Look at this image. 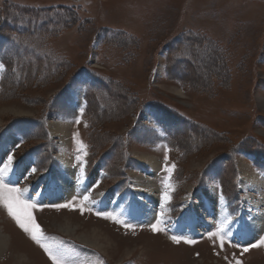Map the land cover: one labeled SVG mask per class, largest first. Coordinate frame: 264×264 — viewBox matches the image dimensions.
<instances>
[{
    "label": "rangeland",
    "instance_id": "374dc122",
    "mask_svg": "<svg viewBox=\"0 0 264 264\" xmlns=\"http://www.w3.org/2000/svg\"><path fill=\"white\" fill-rule=\"evenodd\" d=\"M0 61V130L16 125L11 130L26 136L25 146L41 151V170L52 157H65L57 168L62 180L76 171L84 175L79 155L84 169L105 163L107 184L118 181L115 198L102 180L95 186L105 192L73 196L77 205L89 196L83 214L79 207H50L43 179L19 187L37 205L32 214L44 242L64 264H264V246L243 253L226 228L223 248L218 237L209 238L211 228L192 244H177L167 231L174 228L170 208L156 219L166 231L155 233L151 224L138 226L127 214L131 208L147 213L146 204L152 210L165 191L173 206L222 188L231 194L229 211L245 206L249 217L255 213L263 220L264 192L240 168L264 178V0H0ZM84 74L91 78L81 113L72 93L84 91ZM57 123L67 124L68 138L52 135ZM74 133L87 156L78 151ZM143 154L158 159L160 170L141 162ZM165 155L176 165L170 177L163 170ZM255 157L263 158L257 167ZM147 176L158 187L157 198L139 190L137 183ZM125 183L145 195L129 194ZM73 197L61 196L57 204ZM121 197L124 209L116 214ZM5 226L10 242L0 264H52L0 204V228ZM66 226L76 235L65 233ZM93 227L102 230L99 248L78 239L85 235L90 241ZM259 232L260 239L264 228ZM26 243L37 255L22 261L17 251Z\"/></svg>",
    "mask_w": 264,
    "mask_h": 264
},
{
    "label": "snow or ice",
    "instance_id": "6c2138e0",
    "mask_svg": "<svg viewBox=\"0 0 264 264\" xmlns=\"http://www.w3.org/2000/svg\"><path fill=\"white\" fill-rule=\"evenodd\" d=\"M3 67L4 66L0 64V69H3ZM83 111L84 109L81 108L80 112L83 113ZM76 123H80V120L77 119ZM78 137H79V133L73 134V138L76 140L78 144V151L83 152V155L87 156V151H86L87 146L82 141H80ZM19 146H20L19 144L16 145L17 148ZM76 159L77 161L81 162L80 173L83 174L84 165L86 164V161H83L82 157L79 155L76 157ZM164 161H165V164H164L163 170L166 171L170 177L176 165L168 164L167 155H165ZM13 162H14V155L9 154L7 155L6 162H2L3 166L0 167V204H2L7 209L8 214L16 221L17 225L21 229H23V231L26 232L36 244H38L41 248H43L45 253H47L49 259L52 261V264H64V261L59 255V253L54 251L51 245L44 242L47 238L44 236V233L42 229L40 228V225L36 223L35 218L32 214V209L36 208L37 205L23 198L24 193L27 191V189H21L19 187L10 186V183L5 182L8 173L12 171ZM36 171L37 169L33 167L30 170L29 174L35 173ZM169 177H165V180H164L165 189H169L172 187L171 184L168 183ZM76 199H77L76 197H73L72 200L67 201L66 203L53 204L49 206L54 207L56 209L67 208L70 210H73L76 207H79L81 214H83L84 211L88 210L85 208L84 202L89 200V196L87 195L83 196L79 205L75 203ZM164 199L165 200L170 199L168 191L164 192ZM96 214L99 216H103L105 218L111 217V214H106V213H101V212H97ZM160 224L161 222L159 220L156 223L151 224L150 225L151 230L154 233L166 231L163 227L160 226ZM125 227L132 228L133 226L125 224ZM223 229H224V225L221 224L215 232H210L208 234L210 239L213 237L219 238V243H220L221 248H223L224 246V235L222 234ZM170 238L173 242L177 244H179L182 240L188 244L194 243V241L185 239L182 236L173 235ZM261 246H264V237H261L256 243H253L248 247H244L242 252L246 253L250 250V248H259ZM235 264H242V261L239 259H236Z\"/></svg>",
    "mask_w": 264,
    "mask_h": 264
},
{
    "label": "bare ground",
    "instance_id": "6f19581e",
    "mask_svg": "<svg viewBox=\"0 0 264 264\" xmlns=\"http://www.w3.org/2000/svg\"><path fill=\"white\" fill-rule=\"evenodd\" d=\"M175 92L177 93V95L179 97H183L181 91L175 90ZM260 105H262V107L264 108V102L262 104H260ZM11 112L13 114H19V115H22L24 113V112H21L20 110L19 111L11 110ZM69 132L70 131L68 129V126L65 123H57V124H54V125L51 126L52 135L55 136L56 138H60V140L68 138ZM64 158L65 157H62V156L58 157L60 162H63V160H65ZM140 160H141V162L146 163L149 168H152L153 171H154V168L157 170V167H158V169H159V164L160 163L157 162L158 159H156L153 156H145L143 154V155H141ZM246 165L247 164H245V166ZM68 167H69V165H68ZM240 170H241V174H243V177L245 178V180L247 182H250V183L252 182L253 185L255 184L254 186L257 187V188H255V190L258 189L259 191L264 192V180L259 175H255L253 173H250L245 168L243 169V167H241ZM76 178H78V177L75 174H71L69 180L68 179H64L63 181L57 180V185H60V188L63 189V191L65 190V192L67 191L69 193L67 195V197H69V198H71V197H73L75 195V193L72 192L73 191L72 187H73V185H76ZM98 183H99V172L96 170L90 176V178L87 179V187L91 188V187L95 186ZM137 184H138L139 190H142L144 193H150L152 195V198H157V194L156 193L158 191V187L156 185H154L153 182L150 181V176L145 177L143 180H141ZM70 191H71V193H70ZM214 193H215V195H213V196L208 195L207 193H205V195L201 194V196H205L204 197L205 199H201V201L200 200L196 201L193 204L194 205L193 206V212H194V214L197 217V219L195 220L196 225L199 226V225L206 224L207 228H211V229L208 230V232H212L211 230H212V226H213V223L212 224H208V218H212L213 221H215V218H216V216L213 214L217 210V205L215 204L216 192H214ZM142 195H145V194H142ZM67 201H68V199H67ZM151 203H152V201H151ZM146 206L148 207V204H146ZM151 206L152 205H150L149 207H151ZM147 207H145V210H147ZM261 207L264 208V203L259 208H261ZM252 209L254 210V209H258V208L253 207ZM211 214H213L212 217H211ZM190 215H191V213L188 215V217ZM260 215H262V214H260ZM258 216L259 215H255V213H253L251 215L250 220H247L245 222L246 226L249 227V225H251V224L252 225L256 224V228H258L259 224L263 225L264 224V222H263L264 218H263V220H261L260 218H258ZM180 223L182 225H185L187 223V219L184 218L183 220H181ZM6 230H7L6 226L0 228V254L2 252H4V250L7 248V245H9V242H10L9 239H8V235L5 233ZM63 230L67 234L76 235L74 233V231L71 230V228H69L68 226L64 227ZM101 231H102L101 229L99 230L98 228H96V227L94 228L93 227L92 228V235H91L92 238L89 239L90 241L87 240V238H86L87 236H85V235H82V236L78 237V239L80 238L82 243L89 244V245H92V246H95V247L99 248L100 246L98 245V241H97L98 237L97 236L100 235L99 233H101ZM110 237H112V236H110ZM88 238H90V237H88ZM153 244L150 245V246H153ZM17 252H20V253H18L19 254V258L23 261V260L27 259V257L31 258L32 255H34L35 247L31 243H29V244L26 243V244H24L21 247V250L17 251ZM35 255H37L36 252H35Z\"/></svg>",
    "mask_w": 264,
    "mask_h": 264
},
{
    "label": "trees",
    "instance_id": "16d2710c",
    "mask_svg": "<svg viewBox=\"0 0 264 264\" xmlns=\"http://www.w3.org/2000/svg\"><path fill=\"white\" fill-rule=\"evenodd\" d=\"M221 184H222V187H223V188L227 189V191L229 190V189L227 188V185H226V183L224 182L223 179H222V181H221ZM224 193H226L227 195H229L228 192H226V191H224Z\"/></svg>",
    "mask_w": 264,
    "mask_h": 264
}]
</instances>
